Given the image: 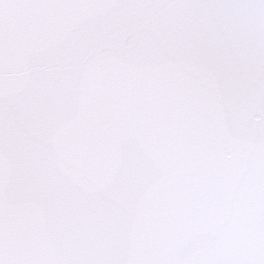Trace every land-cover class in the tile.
<instances>
[{
    "label": "snow or ice",
    "instance_id": "obj_1",
    "mask_svg": "<svg viewBox=\"0 0 264 264\" xmlns=\"http://www.w3.org/2000/svg\"><path fill=\"white\" fill-rule=\"evenodd\" d=\"M0 264H264V0H0Z\"/></svg>",
    "mask_w": 264,
    "mask_h": 264
}]
</instances>
